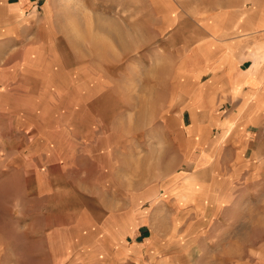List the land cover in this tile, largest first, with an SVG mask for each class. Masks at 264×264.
I'll return each instance as SVG.
<instances>
[{"label": "crops", "instance_id": "crops-1", "mask_svg": "<svg viewBox=\"0 0 264 264\" xmlns=\"http://www.w3.org/2000/svg\"><path fill=\"white\" fill-rule=\"evenodd\" d=\"M48 1L0 0V95L13 94L12 82L25 78L42 89L55 82L52 44L59 39ZM178 6L176 17L162 13V30L169 35L159 42L177 43L171 52L177 58L164 70V88L147 99L152 111L163 113L157 119L162 135L157 142L148 136L144 144L147 154L157 151L163 160L188 162L190 171L131 201L132 208L147 202L146 213L131 210L123 217L116 198L109 199L113 211L97 222L73 223L63 244L34 230L18 209L25 207L27 172L34 175L35 196L47 197L57 193V171L70 170L71 163L62 159L53 138H41L43 150L28 156L19 146L7 147L9 138L0 136V217L12 227L11 235L0 232V264H264V0H194L188 8ZM181 43L201 44L189 53ZM167 46L163 52L170 54ZM9 109L0 105L1 118L13 115ZM17 121L23 128L33 126ZM229 123L232 132L219 139ZM103 145L97 147L104 159L97 168L106 169V184L114 174L116 190L119 171L111 173ZM115 152L119 160L120 148ZM31 159L45 171L35 172ZM187 192L195 199H187ZM155 205L163 209L161 216L153 213Z\"/></svg>", "mask_w": 264, "mask_h": 264}, {"label": "rangeland", "instance_id": "rangeland-1", "mask_svg": "<svg viewBox=\"0 0 264 264\" xmlns=\"http://www.w3.org/2000/svg\"><path fill=\"white\" fill-rule=\"evenodd\" d=\"M178 1H48L59 39V43L52 44L57 56L55 82L51 89H42L25 78L12 82L11 87H17L13 94L0 95V105H8L10 115L13 113L10 118H1L0 112V136L9 138L5 139L7 147L19 146L29 156L43 150L41 138L47 142L53 138L62 159L67 158L71 163L70 170L57 171V193L47 197L35 196L34 175L27 172L25 207L18 210L25 213L34 230L43 234L49 232L64 244L70 225L82 226L80 221L89 218L91 222L100 221L102 215L114 210L108 203L115 198L118 213L123 217L131 210L146 213L147 202L132 208L131 201L150 187L166 183L173 175L190 171L188 162L185 164L172 157L169 161L163 160L157 151L147 154L144 144L148 136L157 142L162 135L157 119H161L163 113L152 111L153 106L147 104V99L164 88V70L177 58L176 53H171L177 43H159L169 35L162 30L161 15L164 11L173 12L176 17L179 3L182 8L194 3V0ZM176 23L174 20L172 25L175 27ZM189 33L192 35L193 30ZM183 44L192 53L195 48L199 50L196 46L201 43ZM167 45L170 54L163 52ZM167 115L171 117L174 113ZM18 118L33 126H17ZM183 122L187 124L185 116ZM226 125L228 132L224 134V127L219 139L232 132V124ZM168 135L173 143L174 135ZM101 144L106 148L109 163L113 164L111 173L119 171L115 177L116 187L120 188L116 190L114 174L110 177L111 185L106 184V169L97 168V163L104 160L100 158L102 150L97 148ZM117 148L122 152L119 160L115 157ZM29 162L35 165V172L45 171L37 160ZM23 163L19 162L18 166L23 167ZM54 174L51 171L49 179L53 180ZM17 182L16 176L11 177V185ZM160 191L156 192V198ZM185 194L187 199L196 197L194 192ZM152 210L155 216L163 214V209L156 205ZM0 220V232L11 235L12 227L2 222L1 217ZM31 263L25 261V264Z\"/></svg>", "mask_w": 264, "mask_h": 264}, {"label": "bare ground", "instance_id": "bare-ground-1", "mask_svg": "<svg viewBox=\"0 0 264 264\" xmlns=\"http://www.w3.org/2000/svg\"><path fill=\"white\" fill-rule=\"evenodd\" d=\"M192 180H194V178L192 177V178H190V179H188L187 180V182H191ZM193 182V181H192ZM195 183V182H194ZM188 184H190V183H188ZM192 184V183H191Z\"/></svg>", "mask_w": 264, "mask_h": 264}]
</instances>
